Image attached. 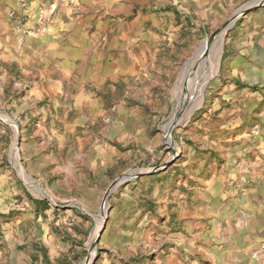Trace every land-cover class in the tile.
<instances>
[{"label": "rangeland", "instance_id": "1", "mask_svg": "<svg viewBox=\"0 0 264 264\" xmlns=\"http://www.w3.org/2000/svg\"><path fill=\"white\" fill-rule=\"evenodd\" d=\"M190 1L111 14L107 37L60 91L52 74L0 49V264L19 252L31 264H85L93 251L96 264L144 242L190 259L217 244L206 242L213 232L223 250L235 243L237 200L255 196L264 86L226 77V50L264 19V4L241 13L258 0ZM224 29L203 85L199 50ZM188 86V106L199 103L189 111Z\"/></svg>", "mask_w": 264, "mask_h": 264}, {"label": "crops", "instance_id": "2", "mask_svg": "<svg viewBox=\"0 0 264 264\" xmlns=\"http://www.w3.org/2000/svg\"><path fill=\"white\" fill-rule=\"evenodd\" d=\"M168 2L174 9L189 10L192 5L190 0H0L2 57L20 67L34 64L42 72L52 74L54 91H60V79L81 72L92 48L107 37L111 14L146 6L157 8ZM209 2L206 0V6ZM13 12L25 16L22 29L16 28ZM249 28L248 34L234 39L226 50V77L235 83L240 80L264 86V19ZM40 58L46 66H42ZM258 142L259 150L251 168L255 196L250 202L246 198L237 200V216L241 212L245 219L240 232L233 237L235 243L223 250L221 240L218 241L222 235L213 232L206 235V242L210 239L217 244L206 246L204 253L190 259H180L178 248L160 252L144 242L137 251L134 245H122V248L110 249L112 253H105L96 264H264V134ZM13 260L15 263L11 264H31L32 257L30 253L19 252Z\"/></svg>", "mask_w": 264, "mask_h": 264}, {"label": "bare ground", "instance_id": "3", "mask_svg": "<svg viewBox=\"0 0 264 264\" xmlns=\"http://www.w3.org/2000/svg\"><path fill=\"white\" fill-rule=\"evenodd\" d=\"M233 23V22H232ZM231 23V24H232ZM225 30H222L217 36L216 38L212 41V43H209L207 41H205L200 50H199V61L200 62H204L203 65L205 64L206 65V73H202L200 72L198 77L202 76V79H200L202 82H203V85L205 84L206 82V75L208 74V76L210 75V72L212 71L211 70V65H212V61L214 62V64L216 65L217 64V61H218V58H219V53H221V45H222V41H223V37H224V33H225ZM206 49H210V53L206 55V61L204 60L205 58V53H206ZM215 67V66H214ZM202 70V69H201ZM201 81H195L194 84H198L200 85L201 84ZM202 86H200V88H197L196 91L201 93V88ZM190 89V86H188L187 88V92L186 94L184 95V101L183 103L185 104V106L188 108V111L189 110H192L194 109L199 103H197L195 106H188V99H189V95L191 94V90ZM202 99V97L200 98V100ZM200 102V101H199ZM184 115V114H183ZM182 117V110L181 109H177L176 110V115L172 116L170 119H169V126H172L173 123L177 122L178 119H180ZM184 117V116H183Z\"/></svg>", "mask_w": 264, "mask_h": 264}, {"label": "water", "instance_id": "4", "mask_svg": "<svg viewBox=\"0 0 264 264\" xmlns=\"http://www.w3.org/2000/svg\"><path fill=\"white\" fill-rule=\"evenodd\" d=\"M262 4H264V0H258V1H256V2H251V3H249V4H247L242 10H241V13H245V12H247V11H249V10H251L252 8H254V7H257V6H260V5H262ZM229 28V27H228ZM217 34H218V32H217ZM12 122H15V121H12ZM152 171H148V170H146V171H143V172H140V173H138L139 175H143V174H148V173H151ZM125 179H127V177L126 176H122L120 179H118L116 182H115V184H114V186L111 188V189H109V191L107 192V194H106V199H107V197L110 195V193L112 192V190L114 189V187H116V186H118L119 184H121ZM98 238L96 237V240H97ZM93 248V247H92ZM93 253H94V257L92 256V255H90L89 256V258H88V260L85 262V264H94L95 263V261H96V251H93Z\"/></svg>", "mask_w": 264, "mask_h": 264}, {"label": "built area", "instance_id": "5", "mask_svg": "<svg viewBox=\"0 0 264 264\" xmlns=\"http://www.w3.org/2000/svg\"><path fill=\"white\" fill-rule=\"evenodd\" d=\"M14 19L16 20V22H17V26L18 27H21L22 25H23V23H24V18H23V16L22 15H20V14H15L14 13Z\"/></svg>", "mask_w": 264, "mask_h": 264}]
</instances>
